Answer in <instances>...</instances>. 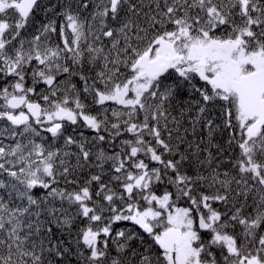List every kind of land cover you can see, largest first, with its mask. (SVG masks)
<instances>
[{
  "label": "snow or ice",
  "instance_id": "1",
  "mask_svg": "<svg viewBox=\"0 0 264 264\" xmlns=\"http://www.w3.org/2000/svg\"><path fill=\"white\" fill-rule=\"evenodd\" d=\"M0 264H264V0H0Z\"/></svg>",
  "mask_w": 264,
  "mask_h": 264
},
{
  "label": "trees",
  "instance_id": "2",
  "mask_svg": "<svg viewBox=\"0 0 264 264\" xmlns=\"http://www.w3.org/2000/svg\"><path fill=\"white\" fill-rule=\"evenodd\" d=\"M121 227H123L124 225H120Z\"/></svg>",
  "mask_w": 264,
  "mask_h": 264
}]
</instances>
